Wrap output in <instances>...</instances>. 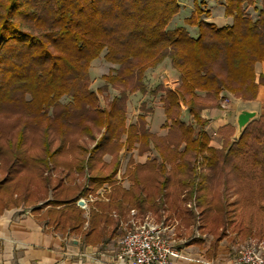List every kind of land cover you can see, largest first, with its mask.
I'll list each match as a JSON object with an SVG mask.
<instances>
[{"label":"trees","instance_id":"16d2710c","mask_svg":"<svg viewBox=\"0 0 264 264\" xmlns=\"http://www.w3.org/2000/svg\"><path fill=\"white\" fill-rule=\"evenodd\" d=\"M203 2L194 0L195 9L185 18L186 25L197 27L192 35L186 25L169 28L180 11L179 0H0V214L46 200L32 210L54 229L89 240L100 227H117L111 213L118 201L124 216L134 207L144 214L168 206L164 199L171 195L170 185H181V207L196 191L205 217L213 208L208 195L212 182L232 169L240 181L256 180L264 191V115L249 121L237 140L221 148L210 145V119L202 115L207 107L221 108L227 92L251 100L264 85V73L258 71L264 62V0H225V15L231 17L225 25L202 19ZM248 6L258 10L256 18ZM104 50L116 65L104 78L122 90L101 107L89 87V67ZM165 58L180 73L181 83L150 90L153 95L164 92L160 100L168 132L158 135L145 114L137 123H127L126 101L130 93L147 92L146 69ZM64 95L66 103L61 102ZM183 107L192 122L183 118ZM19 114L30 121L20 128L13 120L7 123ZM30 122L41 132L28 135ZM77 128L94 143L76 142L71 154L67 143L77 140L71 141L66 132ZM57 135L59 143L54 144ZM124 146L158 154V159L134 168L130 158L125 171L133 181L129 189L118 182ZM199 155L206 166L195 186ZM58 168L65 174L55 178L51 171ZM106 184L114 187L108 201L95 200L89 211L77 204L80 196ZM259 231L264 237V230ZM225 234L223 229L214 235V243Z\"/></svg>","mask_w":264,"mask_h":264},{"label":"crops","instance_id":"0c3cea01","mask_svg":"<svg viewBox=\"0 0 264 264\" xmlns=\"http://www.w3.org/2000/svg\"><path fill=\"white\" fill-rule=\"evenodd\" d=\"M258 71L264 73V62L259 64ZM225 96V101L228 102L225 109L208 107L202 113L210 119L206 126L211 137L210 145L217 148H221L226 141L238 139L241 133L238 119L243 110L254 112L253 118L264 115V85L260 86L256 98L251 100L242 99L230 92L225 93ZM158 114L162 116L161 128L155 130L150 125L154 116H151V119L147 116V125L152 132L165 135L167 128L162 127L166 120L164 107L158 108ZM183 118L186 120L185 115ZM128 154L126 164L120 168L124 171L121 185L125 189H129L133 184L129 174L125 173L131 157L134 161L130 165L131 168H134L136 163H146L150 158L158 159L154 149L140 152L138 147H135ZM105 158L110 160L111 155L106 154ZM177 187L179 189H176ZM169 189L172 192L164 199L165 203L170 207L168 210L174 211L181 218V223L176 229L179 244L177 253L170 256L171 264H236L233 259L237 247L232 233L225 234L218 243H214L213 234L198 235L191 212L181 213L177 210L183 200L181 185H170ZM120 203L121 201H118L117 210L111 213L112 217L119 221L117 227L99 226V230L93 233L89 240H85L81 233H64L54 229L41 213L33 211L32 208L12 207L3 210L0 214V264H133L131 260L119 256L125 230L121 220L126 219L130 213L122 215L123 207ZM160 204L161 202L159 206ZM160 209L155 206L154 211H148L161 216L163 211Z\"/></svg>","mask_w":264,"mask_h":264},{"label":"rangeland","instance_id":"374dc122","mask_svg":"<svg viewBox=\"0 0 264 264\" xmlns=\"http://www.w3.org/2000/svg\"><path fill=\"white\" fill-rule=\"evenodd\" d=\"M204 1L202 8L204 9L202 14V19L214 21L218 25H225L229 24L231 22V17L226 16L225 13V0H201ZM180 2V11L178 14H176L173 19L171 20L169 24V28H175L181 25L185 24V18L189 17L192 12L195 9L194 0H179ZM247 12L254 18L258 15V10L255 9L253 6L247 7ZM211 16V17H210ZM226 17H230V19H226ZM192 35H196L198 33L197 27L186 25ZM106 50L102 51L98 57L93 59L90 63L89 67V87L94 90L99 98V105L101 107H106L107 103L115 96L119 95L122 88L121 86H113L111 84H108L106 79L104 78L105 75H107L110 70L113 67H116L115 64L109 62L105 58ZM144 81L147 86V92L141 93L139 91H136L134 93H130L128 96V100L126 101V118L127 123H137L138 116L140 114H145V118L147 119V116L149 119H151V116H154L151 119V126L153 129L158 130L160 127V122H162V116L160 117V114H158V108L164 107L163 102L160 100L161 94H163V90H159L157 94L153 95L150 93V90L156 87L158 84H162L165 87L168 88H174L181 83V75L175 69L171 63V60L169 58H165L161 63L154 67H149L146 69L145 72V78ZM234 95V94H233ZM26 97L29 98L27 95ZM69 100V98L64 95L61 98L62 103H66ZM227 101L223 100L221 102V108L225 109L227 105ZM142 104L145 105V110H142ZM208 108V107H207ZM148 109V110H147ZM185 110V113L183 116H186L187 122H192L193 118L192 116L187 112V109L183 107V112ZM204 110V109H203ZM165 112V111H164ZM203 113V111H202ZM14 118H8L7 123L10 122V120H13L16 122V126L18 128L23 127L24 124L27 123L29 120L28 116H22L19 114V116L13 115ZM258 118V117H257ZM252 119H254L252 117ZM251 119V120H252ZM0 119V124L3 122ZM250 120V121H251ZM147 121V120H146ZM166 121V120H165ZM165 123V122H164ZM248 124V123H247ZM246 124V125H247ZM32 122L28 124V126L25 128V131L28 132V135L34 136L36 133L41 132V129L34 126ZM245 125V126H246ZM244 126V127H245ZM163 128H165L162 125ZM240 127V126H239ZM244 127L240 131L242 133ZM166 129V128H165ZM151 130V129H150ZM168 132V129H167ZM234 132V128H233ZM69 136V139L77 140L72 141V143H67V149L71 151L70 153H75L77 150V143H82L87 146L93 145V139L90 138V136L82 135L79 133V129L74 130H68L66 132ZM240 133V135H241ZM167 134V133H166ZM239 135V137H240ZM96 136H99V133L96 132ZM238 137V138H239ZM58 135L55 136V143H59ZM77 142V143H76ZM132 149H127L126 146H124L121 150V166L123 167L129 157L128 152H131ZM1 162V160H0ZM204 166H206V160L202 155H199L196 160V171L198 175L195 179V186H197L199 180H200V173L204 171ZM247 167V165H246ZM124 171L120 170L118 174V182L121 183ZM230 174H224V176L221 174L220 179L216 182H212L211 189L208 192L209 197L211 198L212 209L211 212L207 214V216H203L201 213V208L197 205L196 202V194L189 199V201L186 202L183 207L178 206L181 213H187L191 212L195 214V229L198 230L197 234L199 233H210L213 235H219L223 229L226 231V234L228 232L232 233V237H234L235 245L236 247L246 243L247 241H263L264 237H261L260 234V228L264 230V191L261 190L259 187L260 185L256 180L248 179L247 181H243V179L240 181V177L235 175V170L232 169ZM51 174L53 177H59L64 176L65 172H61V168H58V170H52ZM247 178L249 174H246ZM253 174L252 176H254ZM237 176V177H236ZM259 179V176H257ZM85 177L77 178V181H84ZM66 181V180H65ZM67 182V181H66ZM112 186L113 185L109 184ZM257 187L254 189V187ZM112 192V191H111ZM110 192V193H111ZM109 193V194H110ZM243 197V200L242 198ZM110 198V197H109ZM241 199V200H240ZM240 200L241 204L238 202ZM46 201V200H45ZM45 201H39L32 205H26L21 204L18 207H28L33 208L37 206H42ZM32 203V202H31ZM30 203V204H31ZM170 207L166 206L165 208H161L162 215L157 216L156 214H153L152 212L148 211L144 214H141L140 211L134 207L136 210L138 217H149L155 222H161L165 221L168 223H175L176 229L181 223V218L178 214H176L174 211L168 210ZM46 208H43L40 212H43ZM151 210L154 211V208ZM175 210V209H173ZM227 211L226 214H224V211ZM131 211V210H130ZM161 213V212H160ZM226 220H229L228 225H224V222ZM204 224V228L200 229V225ZM252 229V231L249 230V228ZM177 232V230H176ZM125 233V230L123 231V235ZM213 236V241L214 237Z\"/></svg>","mask_w":264,"mask_h":264},{"label":"built area","instance_id":"2783aa9c","mask_svg":"<svg viewBox=\"0 0 264 264\" xmlns=\"http://www.w3.org/2000/svg\"><path fill=\"white\" fill-rule=\"evenodd\" d=\"M112 186L104 185L96 193L82 195L77 204L89 210L95 200H109ZM125 233L121 239L119 256L133 264H171L170 256L177 253L179 238L175 223L155 222L151 218L138 217L134 208L129 216L121 220ZM236 264H264V242L247 241L237 246L234 256Z\"/></svg>","mask_w":264,"mask_h":264},{"label":"water","instance_id":"95a60500","mask_svg":"<svg viewBox=\"0 0 264 264\" xmlns=\"http://www.w3.org/2000/svg\"><path fill=\"white\" fill-rule=\"evenodd\" d=\"M254 115V112H251L247 109L243 110L238 119L240 128L242 129L252 119V117H254Z\"/></svg>","mask_w":264,"mask_h":264}]
</instances>
